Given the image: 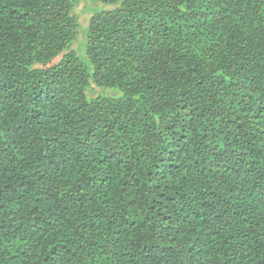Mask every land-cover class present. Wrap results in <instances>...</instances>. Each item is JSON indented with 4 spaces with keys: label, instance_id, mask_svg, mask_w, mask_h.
Segmentation results:
<instances>
[{
    "label": "trees",
    "instance_id": "16d2710c",
    "mask_svg": "<svg viewBox=\"0 0 264 264\" xmlns=\"http://www.w3.org/2000/svg\"><path fill=\"white\" fill-rule=\"evenodd\" d=\"M96 1L0 0V264H264V0Z\"/></svg>",
    "mask_w": 264,
    "mask_h": 264
},
{
    "label": "rangeland",
    "instance_id": "374dc122",
    "mask_svg": "<svg viewBox=\"0 0 264 264\" xmlns=\"http://www.w3.org/2000/svg\"><path fill=\"white\" fill-rule=\"evenodd\" d=\"M81 2L86 4L85 5L86 6L85 12L89 13V15L87 17H89L91 14H94L98 11H103V10H108V9L113 8L112 4H107V3L102 2V1L81 0ZM76 7H77V5H76ZM88 21L89 20H87L85 25H83V24L81 25V29H80L81 35L83 34V32H86L87 27H88ZM83 48H84V44L82 42V36H80L79 39L77 40L75 50L77 51L78 54L82 55V53L84 51V50L82 51ZM92 92L95 93L96 95L101 94V95L118 96V91L115 89H112V88L94 87V88H92Z\"/></svg>",
    "mask_w": 264,
    "mask_h": 264
}]
</instances>
